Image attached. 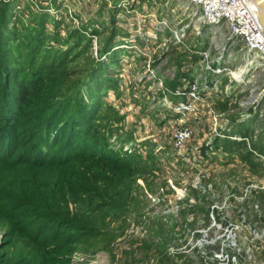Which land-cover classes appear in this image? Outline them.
<instances>
[{
	"label": "rangeland",
	"instance_id": "rangeland-1",
	"mask_svg": "<svg viewBox=\"0 0 264 264\" xmlns=\"http://www.w3.org/2000/svg\"><path fill=\"white\" fill-rule=\"evenodd\" d=\"M198 13L188 0H0V51L14 77L54 82L59 100L91 113L89 135L104 150L70 179L0 175V197L31 195L34 208L76 221L19 224L5 264H205L218 247L264 257V157L230 145L264 144V67L226 23ZM43 62L64 64L58 81ZM184 129L190 138L177 146ZM72 187L81 199L66 194ZM29 228L56 238L40 246Z\"/></svg>",
	"mask_w": 264,
	"mask_h": 264
},
{
	"label": "trees",
	"instance_id": "trees-1",
	"mask_svg": "<svg viewBox=\"0 0 264 264\" xmlns=\"http://www.w3.org/2000/svg\"><path fill=\"white\" fill-rule=\"evenodd\" d=\"M81 35L83 43L91 45L92 39L83 33ZM91 35L99 33L93 31ZM6 55L0 51V175H8L23 183L34 175L43 177L60 171L70 179L76 163L93 159L104 151L89 135L87 118L91 113H79V107L67 103L68 99L59 100L60 88L53 87L54 82L37 86L39 77L30 81L18 75L14 77L17 72ZM40 65V72L49 74L55 81L59 80L56 72L64 68L63 63L53 65L43 62ZM28 70L30 68L18 73ZM31 70L39 73L33 68ZM216 104L217 109L225 113L231 104L230 97ZM239 133L248 139L245 130ZM247 141L230 142V145H238L236 148L246 151L248 157L255 153L264 157V144L258 147L252 139L251 144ZM66 194L78 195L80 199L83 197L82 193H75L73 187ZM34 202L37 200L31 195L0 197V264H5L7 255L4 250L12 244L19 224L40 218L49 221L50 226L67 228L76 222L68 210L57 213L45 208L38 210L34 208ZM38 228L42 234L43 228ZM30 230H27V235L40 246H46L49 239L53 241L56 238L39 241L42 235L35 238L36 231L31 233Z\"/></svg>",
	"mask_w": 264,
	"mask_h": 264
},
{
	"label": "built area",
	"instance_id": "built-area-1",
	"mask_svg": "<svg viewBox=\"0 0 264 264\" xmlns=\"http://www.w3.org/2000/svg\"><path fill=\"white\" fill-rule=\"evenodd\" d=\"M199 10L201 20L210 26H217L226 23L229 38L240 39L244 43V47L248 53L255 54L262 62L264 67V28L258 15V6L252 0H188ZM96 43V38L95 41ZM226 68L218 70L223 73ZM225 73V72H224ZM197 87L194 86L190 91V95L199 101V94L196 92ZM218 88L205 91V95L211 96L218 93ZM187 113L195 112L192 106L184 107ZM185 110L183 111L185 113ZM189 129H184L174 137L175 145L181 146L190 138ZM228 231V230H227ZM230 233V232H228ZM216 246L213 244H204L203 249ZM207 255L205 264H264V257L252 256L242 251H230L229 247H218L216 250L210 251ZM208 253V254H209Z\"/></svg>",
	"mask_w": 264,
	"mask_h": 264
},
{
	"label": "water",
	"instance_id": "water-1",
	"mask_svg": "<svg viewBox=\"0 0 264 264\" xmlns=\"http://www.w3.org/2000/svg\"><path fill=\"white\" fill-rule=\"evenodd\" d=\"M260 8V21L264 28V0H252Z\"/></svg>",
	"mask_w": 264,
	"mask_h": 264
},
{
	"label": "bare ground",
	"instance_id": "bare-ground-1",
	"mask_svg": "<svg viewBox=\"0 0 264 264\" xmlns=\"http://www.w3.org/2000/svg\"><path fill=\"white\" fill-rule=\"evenodd\" d=\"M260 14V13H259ZM259 17H260V15H259Z\"/></svg>",
	"mask_w": 264,
	"mask_h": 264
}]
</instances>
